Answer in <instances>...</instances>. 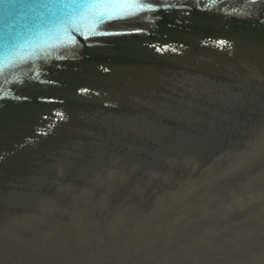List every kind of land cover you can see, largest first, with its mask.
I'll list each match as a JSON object with an SVG mask.
<instances>
[{"label":"water","instance_id":"water-1","mask_svg":"<svg viewBox=\"0 0 264 264\" xmlns=\"http://www.w3.org/2000/svg\"><path fill=\"white\" fill-rule=\"evenodd\" d=\"M0 264H264V0H0Z\"/></svg>","mask_w":264,"mask_h":264}]
</instances>
